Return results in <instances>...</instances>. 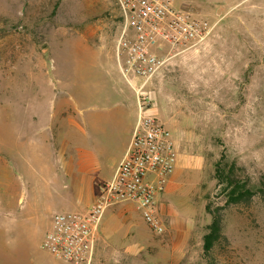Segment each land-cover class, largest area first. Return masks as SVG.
Returning <instances> with one entry per match:
<instances>
[{
    "label": "rangeland",
    "instance_id": "obj_1",
    "mask_svg": "<svg viewBox=\"0 0 264 264\" xmlns=\"http://www.w3.org/2000/svg\"><path fill=\"white\" fill-rule=\"evenodd\" d=\"M176 5L214 28L149 82L145 114L170 128L186 167L161 201L164 233L106 209L102 223L136 227L111 241L145 246L107 264H207L216 161L225 153L254 183L264 173V0ZM120 30L115 0H0V264H73L42 241L57 213L85 212L130 143L139 103L115 57ZM224 232L220 264H264L261 197L227 210ZM173 241L186 243L184 257L165 247Z\"/></svg>",
    "mask_w": 264,
    "mask_h": 264
},
{
    "label": "built area",
    "instance_id": "obj_2",
    "mask_svg": "<svg viewBox=\"0 0 264 264\" xmlns=\"http://www.w3.org/2000/svg\"><path fill=\"white\" fill-rule=\"evenodd\" d=\"M121 30L115 57L121 74L135 91L137 121L128 148L113 177L99 185L87 211L57 213L42 241L54 257L73 264H92L106 209L131 202L151 231L165 232L157 196L175 171L179 152L169 127L145 114L151 105L149 82L182 49L202 42L214 25L176 5V0H115Z\"/></svg>",
    "mask_w": 264,
    "mask_h": 264
},
{
    "label": "trees",
    "instance_id": "obj_3",
    "mask_svg": "<svg viewBox=\"0 0 264 264\" xmlns=\"http://www.w3.org/2000/svg\"><path fill=\"white\" fill-rule=\"evenodd\" d=\"M217 199L208 202L206 211L211 215L207 231L203 236V256L207 264H220L219 254L229 244L224 232V220L227 210L233 207L249 206L256 196L264 200V173L254 183L245 175L236 161L222 153L215 163Z\"/></svg>",
    "mask_w": 264,
    "mask_h": 264
},
{
    "label": "crops",
    "instance_id": "obj_4",
    "mask_svg": "<svg viewBox=\"0 0 264 264\" xmlns=\"http://www.w3.org/2000/svg\"><path fill=\"white\" fill-rule=\"evenodd\" d=\"M117 127L120 129H123V131H127V133L129 132V129H127V118H126V116L120 115L117 118ZM104 156H105L104 165L109 166L112 163V158H111V156H108V154H104ZM123 156H121V158L119 159L118 164L121 161V159L123 158ZM185 167H186L185 160L182 156L179 155L175 171L168 178L165 191L160 193L157 196V202L156 203H157V208H158V211H159V214L161 217H162L164 210H165L164 204L161 203V201H163V199L165 197L170 195L173 192V190L177 187L176 186L177 178L183 173ZM97 196L98 195L94 196L93 201L96 199ZM93 201H91V203ZM90 205H88L86 207L85 211H87V209L89 208ZM112 213H113L114 219L122 217L125 219L127 224H133L134 222H137L140 220V222H143L144 225L146 226V228L149 229V227L146 225V223L144 222V220L142 218L140 210H138L137 207L135 206V204H133L131 202L117 203L115 208L112 209ZM107 222L108 221H105L101 224V228L99 231L96 249H95V254H94V259H93L92 264H107L106 263L107 260H111L114 257L115 252L120 253V254L118 253L117 256L121 259H123L124 257L128 258L130 256V254H132V256L135 257L139 253V251H141V249H144L145 246H140L137 249L135 247V245L129 244L127 242H125V243L121 242L120 244H118L116 241H115L116 243L111 241V240H114L113 236L116 234L117 235H119V234H121V235L122 234L123 235L136 234V232H135L136 227L134 225L133 226L132 225L126 226L122 229H116V228H111L110 226H107V224H108ZM173 230L172 229H171V231L169 230V233H168V235L171 236V240H173V234H174ZM115 240H117V239H115ZM110 246L114 247L112 250L113 251L112 255L108 254V250H109ZM165 247H167V248L170 247L173 252H176V256H179V257L185 256L184 255L185 250H186V243L185 242H174L173 241V242H170L168 245H165ZM64 262H66V261H64ZM66 263H70V262H66Z\"/></svg>",
    "mask_w": 264,
    "mask_h": 264
}]
</instances>
